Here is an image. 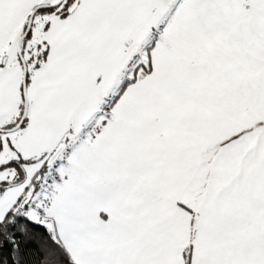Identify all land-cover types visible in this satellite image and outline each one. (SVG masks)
<instances>
[{
	"label": "snow or ice",
	"instance_id": "6c2138e0",
	"mask_svg": "<svg viewBox=\"0 0 264 264\" xmlns=\"http://www.w3.org/2000/svg\"><path fill=\"white\" fill-rule=\"evenodd\" d=\"M0 264H264V0H0Z\"/></svg>",
	"mask_w": 264,
	"mask_h": 264
}]
</instances>
